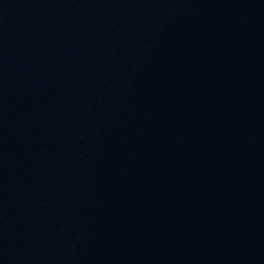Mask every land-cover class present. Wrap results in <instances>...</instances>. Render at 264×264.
<instances>
[{"label": "water", "instance_id": "95a60500", "mask_svg": "<svg viewBox=\"0 0 264 264\" xmlns=\"http://www.w3.org/2000/svg\"><path fill=\"white\" fill-rule=\"evenodd\" d=\"M0 264H264V0H0Z\"/></svg>", "mask_w": 264, "mask_h": 264}]
</instances>
